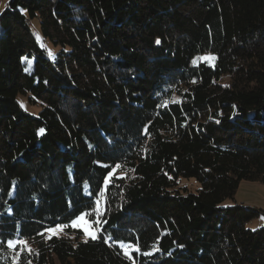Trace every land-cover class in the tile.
Listing matches in <instances>:
<instances>
[{
    "label": "trees",
    "instance_id": "obj_1",
    "mask_svg": "<svg viewBox=\"0 0 264 264\" xmlns=\"http://www.w3.org/2000/svg\"><path fill=\"white\" fill-rule=\"evenodd\" d=\"M242 180L264 183V0H7L0 264H264V226L247 227L264 209L223 205ZM82 212L103 213L96 239L71 226ZM56 224L76 237L49 239Z\"/></svg>",
    "mask_w": 264,
    "mask_h": 264
},
{
    "label": "rangeland",
    "instance_id": "obj_2",
    "mask_svg": "<svg viewBox=\"0 0 264 264\" xmlns=\"http://www.w3.org/2000/svg\"><path fill=\"white\" fill-rule=\"evenodd\" d=\"M7 5V0H0V14L3 11V9L6 7ZM32 25H33V31L35 33V36L38 40V42L44 46L47 51H48V55L50 58H53L54 55L57 53V51L60 49V46H57L55 44H53L48 38H45L41 31H40V24H39V19L35 18L32 20ZM51 53V55L49 54ZM208 56V55H204L201 57L202 60L203 57ZM24 66H25V70L26 71H31L33 69V65L35 62V57L33 56H25L24 59ZM212 61V60H209ZM223 81L228 82L229 78L228 77H224ZM18 101L21 105V107L34 115H37L39 113V111L41 110L42 106L38 103V104H34L31 103L28 99L27 95L24 94H19L18 95ZM116 173H124L125 171L122 170V168H116L115 169ZM179 186L182 187V189L187 188L189 191H193L196 192L201 184L200 182L193 177H181L179 179ZM104 202V200H103ZM234 202H242L245 204H250V205H256L260 208L264 209V183L260 182V181H250V180H242L240 182L239 188L236 192L235 198L234 199H226L223 202V205H229L232 204ZM101 201L99 200V204L96 206V208L99 209V212L101 210ZM90 220L88 219V217H85V220L81 221V225L82 227H76V229H81L83 231V227L89 226ZM91 228L95 229L96 233H97V228L96 226H94V224L92 223ZM264 226V216L261 215L257 218L252 219L251 221H249L247 223V227L255 229V228H259ZM50 234V233H48ZM58 235H69L72 238H75L77 235V232H73V233H67L65 231V228L63 230H58L57 232ZM81 239H89L90 237H87L84 232L82 234V236L80 237ZM27 242V249L31 248V243L27 240H25ZM59 264V263H57Z\"/></svg>",
    "mask_w": 264,
    "mask_h": 264
},
{
    "label": "snow or ice",
    "instance_id": "obj_3",
    "mask_svg": "<svg viewBox=\"0 0 264 264\" xmlns=\"http://www.w3.org/2000/svg\"><path fill=\"white\" fill-rule=\"evenodd\" d=\"M23 11V10H22ZM157 44L160 43L159 39L156 41ZM51 55V53H49ZM215 56L213 55H208V56H205L203 57V59L205 61L207 60H215ZM40 133H43L44 132V129H40L39 130ZM147 131V126H145V132ZM107 167V166H105ZM120 165L117 164L116 165V168H119ZM114 172H115V169L111 170V171H108L106 176L103 177V184L105 186V188L110 184L111 182V179L113 178L114 176ZM11 194V193H9ZM96 204L98 205L99 204V200L96 201ZM93 211L95 212H99V209L96 208L94 209ZM92 212H82L80 215L76 216L72 221H71V226L73 228H76V227H82L81 225V221L85 220V217L88 216V215H91ZM103 213H99V215L97 216V218L94 220V221H90L88 222L89 223V226H86V227H83V232L84 234L87 236V237H90L91 239H96L97 238V233L95 231V229L91 228V224L94 223L96 224L97 226H100L101 225V220L99 218V216H102ZM104 223H107V221H104ZM65 227H68V225H64V224H56L54 227H49L47 228L45 231H47L48 233H50L49 235V239H51L52 236H55L57 235V232L58 230H63ZM255 229H253L254 231ZM39 235H43V233H39ZM107 239H112L111 236H108ZM24 245L25 248H27V242L25 240H8L7 241V245L10 249H15L17 245ZM121 245L122 247H124V252H125V255H130V252H129V247L130 246H125L123 244V242H121ZM182 247V246H181ZM135 251H139V248L138 247H135L134 248ZM28 251L31 252L32 250L30 248H28ZM21 253L20 252H17L16 256L13 257V260L14 262L18 260V258L20 257Z\"/></svg>",
    "mask_w": 264,
    "mask_h": 264
}]
</instances>
